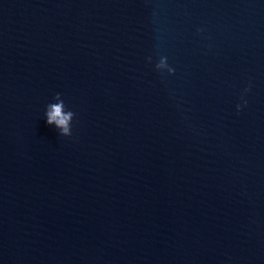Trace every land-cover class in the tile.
<instances>
[{"label": "water", "instance_id": "1", "mask_svg": "<svg viewBox=\"0 0 264 264\" xmlns=\"http://www.w3.org/2000/svg\"><path fill=\"white\" fill-rule=\"evenodd\" d=\"M0 264H264V0H0Z\"/></svg>", "mask_w": 264, "mask_h": 264}, {"label": "clouds", "instance_id": "2", "mask_svg": "<svg viewBox=\"0 0 264 264\" xmlns=\"http://www.w3.org/2000/svg\"><path fill=\"white\" fill-rule=\"evenodd\" d=\"M202 29H198V32ZM151 57L148 58V63H151ZM155 70L159 73L167 71L169 75L175 73V69L170 67L167 62L166 57H161L159 62L155 65ZM251 91V84H249L241 93L240 100L241 103L236 105V111L239 113L243 107H247V100L244 98L247 93ZM55 103H51L46 108V121L49 126H55L59 135L65 138L72 137V122L75 116V113L71 110H66L65 104L61 95L57 93L54 96Z\"/></svg>", "mask_w": 264, "mask_h": 264}]
</instances>
